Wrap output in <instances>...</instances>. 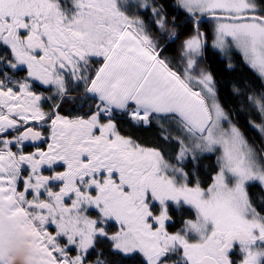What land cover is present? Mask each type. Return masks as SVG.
<instances>
[{"label": "snow or ice", "instance_id": "1", "mask_svg": "<svg viewBox=\"0 0 264 264\" xmlns=\"http://www.w3.org/2000/svg\"><path fill=\"white\" fill-rule=\"evenodd\" d=\"M210 35L259 81L238 109ZM262 193L264 0H0V264H264Z\"/></svg>", "mask_w": 264, "mask_h": 264}, {"label": "trees", "instance_id": "2", "mask_svg": "<svg viewBox=\"0 0 264 264\" xmlns=\"http://www.w3.org/2000/svg\"><path fill=\"white\" fill-rule=\"evenodd\" d=\"M211 39L212 37L210 35L208 38V50L206 52L204 61H202V65L206 66L208 70L214 75L217 81V87L220 90V97L225 108L238 109L241 99L240 97H234L232 95V86L235 84L241 88L242 91H246L253 85L258 88L259 81L255 73L244 63L240 53L235 49H232L230 52V64L232 67L229 68L227 60L223 58L217 50L212 48V45L210 44ZM61 112L65 115L77 114L76 112L72 111L70 106L67 104L63 109H61ZM233 118L234 120H238V126L241 128L245 137L250 142L258 145L261 143L260 134L248 125V117L246 116L245 112H242L240 117H236L234 115ZM165 127L167 128L166 124ZM120 128L122 134L130 135L146 146L163 148L166 155L174 156L178 150V145L174 141H165L160 138V130L155 126V124L148 128H132L127 124L122 123ZM172 135H175V132H173ZM45 144L42 145V147H45ZM32 149L33 148L31 147H26L25 151H32ZM214 170L215 156H211L210 158L206 156L201 161L200 171V179L202 180L204 187H207V185L211 183V176L214 174ZM257 191L258 189H253V196H255ZM169 230L174 231L175 229L170 228Z\"/></svg>", "mask_w": 264, "mask_h": 264}, {"label": "rangeland", "instance_id": "3", "mask_svg": "<svg viewBox=\"0 0 264 264\" xmlns=\"http://www.w3.org/2000/svg\"><path fill=\"white\" fill-rule=\"evenodd\" d=\"M210 44L212 45V39H211V41H210ZM234 49V48H233ZM236 50V49H235ZM218 51V50H217ZM237 51V50H236ZM219 52V51H218ZM230 52L231 51H229L228 53H221V52H219L220 53V55L223 57V58H225L226 60H227V62H228V64H230ZM45 148H46V144H45ZM34 149H32V151H33ZM45 174H48L47 172H45Z\"/></svg>", "mask_w": 264, "mask_h": 264}]
</instances>
